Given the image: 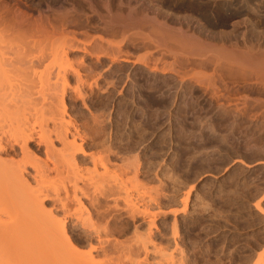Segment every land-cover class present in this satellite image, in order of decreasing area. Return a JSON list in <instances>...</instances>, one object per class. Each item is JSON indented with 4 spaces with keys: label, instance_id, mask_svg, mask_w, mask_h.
Segmentation results:
<instances>
[{
    "label": "bare ground",
    "instance_id": "obj_1",
    "mask_svg": "<svg viewBox=\"0 0 264 264\" xmlns=\"http://www.w3.org/2000/svg\"><path fill=\"white\" fill-rule=\"evenodd\" d=\"M132 1L0 0V264L147 255L141 239L119 240L141 223L152 233L154 216L136 224L137 210L121 207L137 170L99 138L91 152L99 97H130L146 125L167 118L172 141L213 134L215 117L264 134V0ZM77 230L94 242L86 253Z\"/></svg>",
    "mask_w": 264,
    "mask_h": 264
},
{
    "label": "rangeland",
    "instance_id": "obj_2",
    "mask_svg": "<svg viewBox=\"0 0 264 264\" xmlns=\"http://www.w3.org/2000/svg\"><path fill=\"white\" fill-rule=\"evenodd\" d=\"M201 1L211 7L220 3L197 0ZM122 2V9L133 3ZM173 5L181 10L190 7L184 0ZM216 14L210 17L218 23L221 20ZM230 22H223L228 29ZM118 96L93 100L96 105L102 102L104 108L91 112V119L99 122L97 128H91V152H101L93 140L99 138V144L124 156L120 165L137 170V178L125 182L121 207L137 210L136 224L154 216V225L150 234L147 224L141 223L138 232L129 227L128 235L119 238L130 241L128 244L141 239L147 245V255L140 248L124 250L110 255L111 264H138L139 260L140 264H258L260 259L264 264V134L237 120L222 126L215 117L213 134L206 133L200 140L172 141L175 128L170 120L160 118L146 125L135 113L134 101ZM67 115L73 122L79 118L70 112ZM32 121L25 122L27 129L33 127ZM146 138L150 140L142 141ZM125 218H121L123 225L131 223L130 217ZM76 232L80 238L81 231ZM79 241L81 253L94 244L82 238Z\"/></svg>",
    "mask_w": 264,
    "mask_h": 264
}]
</instances>
